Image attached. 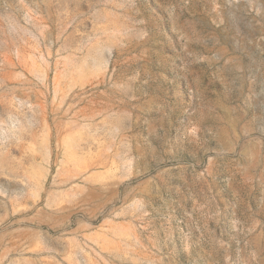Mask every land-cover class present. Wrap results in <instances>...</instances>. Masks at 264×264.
Wrapping results in <instances>:
<instances>
[{"label": "rangeland", "instance_id": "obj_1", "mask_svg": "<svg viewBox=\"0 0 264 264\" xmlns=\"http://www.w3.org/2000/svg\"><path fill=\"white\" fill-rule=\"evenodd\" d=\"M0 264H264V0H0Z\"/></svg>", "mask_w": 264, "mask_h": 264}]
</instances>
